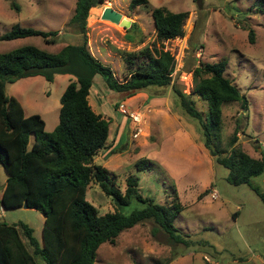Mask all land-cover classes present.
I'll return each mask as SVG.
<instances>
[{"label":"rangeland","instance_id":"rangeland-1","mask_svg":"<svg viewBox=\"0 0 264 264\" xmlns=\"http://www.w3.org/2000/svg\"><path fill=\"white\" fill-rule=\"evenodd\" d=\"M148 1L150 8H130V0H104L88 11V47L96 54L99 46L104 49L100 51L104 62L96 58L111 67L118 81L127 72L117 49L135 51L155 46L168 50L175 59L171 85L150 86L131 96L109 90L103 78L96 75L89 103L94 112L110 122L106 147L97 152L92 163L105 167L121 191L126 177L134 175L143 197L164 205L180 203L182 209L173 223L186 243L170 241L161 230L152 233L153 222L147 220L122 231L113 243H102L94 264H264L263 202L246 184L226 181L228 170L217 164L204 147L199 122L185 114L173 91L177 87L189 94L196 66L225 59L224 74L245 97L246 107H242V100L222 105L218 144L222 150H229L228 142L236 129V145L254 158L264 156V0ZM75 2L0 0V34L14 24L56 30L59 34L56 44H46L39 36L0 40V52L27 44L55 52L65 44L81 43V35L67 27ZM159 6L172 12H188L182 37L162 41L156 38L151 9ZM105 7L135 22L138 29L134 33L141 41L126 40V28L102 19ZM251 30L253 43L248 38ZM70 78L73 76L69 74H56L52 81L39 75L23 77L9 84L6 93L20 102L26 115L39 114L49 132L57 123L59 98ZM193 99L205 117L207 102L197 96ZM136 112L143 114V131L134 138L129 113ZM142 158L153 163L151 169H135V162ZM5 180L0 165V185ZM251 181L264 191V171ZM212 189L217 190L216 197L211 195ZM86 200L99 214L115 210L128 214L143 207L137 200L126 206L115 204L94 180L87 187ZM0 220L27 224L42 244L44 217L39 211L0 207ZM36 261L44 264L39 257Z\"/></svg>","mask_w":264,"mask_h":264},{"label":"trees","instance_id":"trees-1","mask_svg":"<svg viewBox=\"0 0 264 264\" xmlns=\"http://www.w3.org/2000/svg\"><path fill=\"white\" fill-rule=\"evenodd\" d=\"M103 1L76 0L67 27L81 35V43L66 44L55 52L30 44L0 52V165L6 174L0 190V207L12 209L25 204V208L35 209L44 217L42 244L27 224L0 220V264H37L36 257L44 264H94L102 243H113L122 231L147 220L153 222L152 233L161 230L170 241L186 243L173 223L182 209L180 203L164 205L143 197L134 175L126 177L125 189L121 191L105 167L92 163L97 152L106 147L110 122L94 112L88 101L96 75L103 78L109 90L131 96L150 86L171 85L175 67L173 55L163 48L119 49L127 75L118 81L111 67L96 58L87 43L88 11ZM129 6L150 8L148 0H130ZM151 15L158 40L184 35L187 11L172 12L159 6L152 7ZM137 29L132 22L126 28L125 39L139 43L141 39L134 33ZM57 35L56 30L14 24L0 34V40L39 36L46 44H56ZM248 38L253 43L252 30ZM226 63L222 59L196 66L191 92L185 94L177 87L173 91L185 114L199 122L204 147L217 164L228 170L226 181L232 185L246 184L264 204V191L251 181L264 171V156L254 158L236 145V129L228 142L229 150H222L218 144L222 105L242 100V107H246L245 97L224 74ZM56 74H70L74 80L62 92L58 123L48 132L42 117L36 113L26 115L20 102L6 93V87L28 76L39 75L52 81ZM193 96L207 102L205 117ZM113 145L114 142L110 145L111 154ZM152 166L146 158L135 162L137 171ZM92 180L115 204L126 206L137 200L143 207L128 214L118 210L99 214L86 200Z\"/></svg>","mask_w":264,"mask_h":264},{"label":"built area","instance_id":"built-area-1","mask_svg":"<svg viewBox=\"0 0 264 264\" xmlns=\"http://www.w3.org/2000/svg\"><path fill=\"white\" fill-rule=\"evenodd\" d=\"M120 107H121L120 111L125 114L126 110L123 109V105L122 104L120 105ZM129 118H130V123H131L130 126H131L132 136L135 138L138 135H140L141 132L143 131V127H142L143 114L139 113V112H136L134 114L129 113ZM211 195L213 197H216L217 196V190L216 189H212Z\"/></svg>","mask_w":264,"mask_h":264},{"label":"water","instance_id":"water-1","mask_svg":"<svg viewBox=\"0 0 264 264\" xmlns=\"http://www.w3.org/2000/svg\"><path fill=\"white\" fill-rule=\"evenodd\" d=\"M101 18L105 20H109L115 24H119L123 26L124 28H128L131 24L130 21L123 19L122 14L114 10L112 7H105L102 11ZM2 188H3V185H0V189ZM24 207H26L25 204H24Z\"/></svg>","mask_w":264,"mask_h":264},{"label":"crops","instance_id":"crops-1","mask_svg":"<svg viewBox=\"0 0 264 264\" xmlns=\"http://www.w3.org/2000/svg\"><path fill=\"white\" fill-rule=\"evenodd\" d=\"M74 9V8H73ZM73 13V12H72ZM74 34H76V33H74ZM59 35V34H58ZM125 35H126V32H125ZM137 38V37H136ZM68 44H71V43H68ZM78 44V43H77ZM66 45V44H65ZM101 49H103L102 47H98V49H97V51L99 52V54H96L92 49H90L91 50V52H92V54L95 56V57H98L100 60H103V62H104V59L103 58H101ZM113 49L114 50H116V48L115 47H113ZM104 50V49H103ZM119 49H117L116 51H118ZM119 52V51H118ZM120 54V53H119ZM97 55V56H96ZM121 58V57H120ZM122 59V58H121ZM70 75V74H69ZM72 76V75H71ZM95 79V78H94ZM71 80H74V77H73V79H68V83H69V81H71ZM67 86V85H66ZM89 97V96H88ZM146 98H148V96L146 97ZM88 101H89V98H88ZM90 104V103H89ZM121 105V104H120ZM119 105V106H120ZM24 113H25V111H24ZM97 113H99V112H97ZM57 123H58V120H57ZM56 122L54 123V125L56 126V124H57ZM53 130V129H52ZM259 151H260V149H258Z\"/></svg>","mask_w":264,"mask_h":264}]
</instances>
